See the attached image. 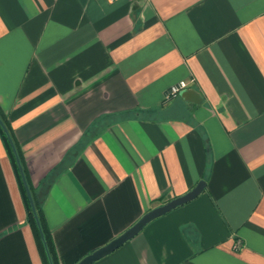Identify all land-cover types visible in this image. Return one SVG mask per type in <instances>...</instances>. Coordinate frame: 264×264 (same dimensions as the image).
I'll list each match as a JSON object with an SVG mask.
<instances>
[{
  "label": "crops",
  "instance_id": "crops-1",
  "mask_svg": "<svg viewBox=\"0 0 264 264\" xmlns=\"http://www.w3.org/2000/svg\"><path fill=\"white\" fill-rule=\"evenodd\" d=\"M0 108L59 264L200 180L91 264H264V0H0ZM0 264H44L1 135Z\"/></svg>",
  "mask_w": 264,
  "mask_h": 264
},
{
  "label": "water",
  "instance_id": "water-1",
  "mask_svg": "<svg viewBox=\"0 0 264 264\" xmlns=\"http://www.w3.org/2000/svg\"><path fill=\"white\" fill-rule=\"evenodd\" d=\"M0 126L3 129V131L5 132L10 145L12 147L17 165H18V169L22 178V182L26 191V195L28 197L30 206H31V210L33 212L34 218H35V222L41 237V241L48 259L49 264H53L52 260H51V256L49 253V249L47 247L45 238L43 236V232L39 223V219L37 216V212L35 209V205L32 199V195L29 189V186L27 184L24 172H23V168L19 159V156L17 154V150L15 148V145L13 143V140L6 128V126L4 125L1 117H0ZM205 187V182L203 180H200L191 190H189L188 192H186L185 194L181 195V196H177L175 198H172L171 200L165 202L164 204H161L159 206H156L150 210H148L147 212H145L141 218L135 222L132 226H130L127 230H125L122 234H120L119 236L115 237L114 239H112L110 242H108L107 244H105L104 246L97 248L96 250H94L93 252L89 253L88 255L84 256L82 259H80L77 263L75 264H91L101 258H103L104 256L110 254L111 252H113L115 249H117L118 247H120L121 245H123L126 241H128L129 239L133 238L136 234H138L143 227L149 223L150 221H152L155 218H158L166 213H168L169 211H171L172 209L181 206L187 202H189L190 200L194 199L196 196H198L200 194V192L204 189Z\"/></svg>",
  "mask_w": 264,
  "mask_h": 264
},
{
  "label": "trees",
  "instance_id": "trees-1",
  "mask_svg": "<svg viewBox=\"0 0 264 264\" xmlns=\"http://www.w3.org/2000/svg\"><path fill=\"white\" fill-rule=\"evenodd\" d=\"M0 117H1L4 125L6 126L8 132H9V134H10L12 140H13L15 148L17 150V154L19 156V159H20V162H21V165H22V168H23V172H24L26 181H27V184L29 186V189H30V192H31V195H32V199H33V202H34V205H35V209H36L37 216H38V219H39V223H40V226H41V229H42V232H43V236L45 238L47 247L49 249V253H50V256H51L52 263L53 264H59L58 263V259H57L55 246L53 244V240H52V236H51V231H50V229H49V227H48V225L46 223V219H45L44 212H43V209H42V201H43L44 197L46 196L47 191H48V189H49V187H50V185L52 183V177H51L52 173L44 178V184H43L42 188H40V192H36L34 189H32V187L30 186V184L28 182V179H27V175H26V171H25L24 163H23V156H22L20 147H19L17 141L15 140L11 123H10L9 119L7 118V116L1 110V108H0ZM0 135H1L2 139H3V142H4L7 150H8V153H9V155L11 157V160H12L14 166H15V170H16V173H17V176H18V179H19V183L21 184V188H22V191H23V196H24V199H25L26 205H27V220H28V222L31 225V228L33 230V233H34V236H35V239H36V242H37V246H38L39 252H40L41 257L43 259V263L44 264H49L47 256H46V253H45V250H44V247H43V244H42V241H41V237H40V234H39L36 222H35V218H34L32 210H31V206H30L28 197L26 195V191H25V188H24V185H23V182H22V178H21V175H20V172H19V169H18V165H17L16 159H15L12 147L10 145V142H9L5 132L1 128V126H0Z\"/></svg>",
  "mask_w": 264,
  "mask_h": 264
},
{
  "label": "built area",
  "instance_id": "built-area-1",
  "mask_svg": "<svg viewBox=\"0 0 264 264\" xmlns=\"http://www.w3.org/2000/svg\"><path fill=\"white\" fill-rule=\"evenodd\" d=\"M186 87H187V82L184 80H181L175 84H172L164 92V99L168 100V99L173 98L174 96L178 95Z\"/></svg>",
  "mask_w": 264,
  "mask_h": 264
}]
</instances>
